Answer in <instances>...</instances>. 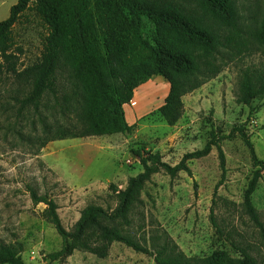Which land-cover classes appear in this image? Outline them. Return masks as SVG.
<instances>
[{
	"label": "trees",
	"instance_id": "trees-1",
	"mask_svg": "<svg viewBox=\"0 0 264 264\" xmlns=\"http://www.w3.org/2000/svg\"><path fill=\"white\" fill-rule=\"evenodd\" d=\"M240 1L18 0L8 17L0 21V82L10 80L16 86L10 100L18 115L29 110L39 114L50 97L54 113L75 118L69 128L43 123V130L52 135L41 144L43 149L54 141L130 133L132 126L126 122L123 107L147 79L137 78L132 71L144 57L151 66L148 76H160L169 84L158 112L172 127L182 116V98L220 73L217 61L223 53L233 61L264 54V10L255 2L257 8L249 7L243 16L245 8ZM21 19L36 20L44 30L40 58L24 69L13 34ZM144 20L153 26L152 41L142 37ZM255 83L256 71L244 72L235 92L237 104L249 106L256 99ZM242 137L257 168L244 191V211L259 230L264 246V226L251 201L264 163ZM226 138L212 134L203 149L183 155L175 166L163 163L158 155L132 151L143 171L129 178L123 190L109 185L115 207L87 206L69 230L61 223L57 204L27 187L32 204L45 206L42 218L61 239L59 251L49 255V261L74 252L105 259L113 244H121L141 254L153 249L162 258L159 264H253L247 255L231 260L224 253L191 260L169 241L157 245L154 238L137 239L131 231V212L142 206L141 194L151 176L164 172L174 179L184 172L191 177L187 162L208 156L213 148L224 174L225 159L219 144ZM21 251L20 244L0 243V264H24Z\"/></svg>",
	"mask_w": 264,
	"mask_h": 264
},
{
	"label": "rangeland",
	"instance_id": "rangeland-1",
	"mask_svg": "<svg viewBox=\"0 0 264 264\" xmlns=\"http://www.w3.org/2000/svg\"><path fill=\"white\" fill-rule=\"evenodd\" d=\"M17 1L0 0V21L8 17ZM255 2L264 10V0H241L243 16L249 7L257 8ZM144 22L142 37L152 41L153 26L148 20ZM13 34L21 68L31 66L40 58L43 28L36 20L21 19ZM217 64L221 71L216 77L182 98V116L172 127L158 112L169 84L160 76H148L151 66L144 57L135 64V76L147 79L123 107L132 130L118 135L114 145L123 150L116 160L123 168V181L116 184L124 186L130 177L143 171L132 151L158 155L163 163L175 166L183 155L203 149L212 134L227 137L219 144L225 159L224 174L213 148L208 156L187 162L191 177L184 172L174 179L164 172L151 176L141 194L142 206L131 212V231L137 239L154 238L157 245L169 241L186 258L195 261L224 253L231 260L247 255L253 264H264L259 230L243 206L244 191L257 168L242 137L264 163V54L258 52L233 61L223 53ZM246 71H256L258 93L249 106L237 104L235 96L238 80ZM15 89L10 80L0 82V243L20 244L24 264H159L162 258L153 249L149 254H141L121 244H113L105 259L74 252L58 261H49V255L59 251L61 239L42 218L45 206L32 204L27 187L57 204L58 216L67 230L87 206L112 209L116 200L108 190L110 184L77 193L44 165L41 144L52 135L43 130V123L69 128L75 118L54 113L50 97L44 100L39 114L29 110L18 115L10 100ZM251 201L264 226V169Z\"/></svg>",
	"mask_w": 264,
	"mask_h": 264
},
{
	"label": "crops",
	"instance_id": "crops-1",
	"mask_svg": "<svg viewBox=\"0 0 264 264\" xmlns=\"http://www.w3.org/2000/svg\"><path fill=\"white\" fill-rule=\"evenodd\" d=\"M118 135L54 141L42 149V160L60 181L77 193L106 188L108 184L123 190L127 181L124 186L116 184L123 181L124 175L123 168L116 163L123 153L114 146Z\"/></svg>",
	"mask_w": 264,
	"mask_h": 264
},
{
	"label": "built area",
	"instance_id": "built-area-1",
	"mask_svg": "<svg viewBox=\"0 0 264 264\" xmlns=\"http://www.w3.org/2000/svg\"><path fill=\"white\" fill-rule=\"evenodd\" d=\"M125 163H127V164H128V163H129V160H126V162H125Z\"/></svg>",
	"mask_w": 264,
	"mask_h": 264
}]
</instances>
